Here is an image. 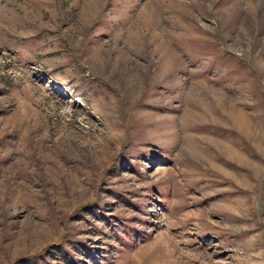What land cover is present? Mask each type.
<instances>
[{
	"label": "rangeland",
	"instance_id": "rangeland-1",
	"mask_svg": "<svg viewBox=\"0 0 264 264\" xmlns=\"http://www.w3.org/2000/svg\"><path fill=\"white\" fill-rule=\"evenodd\" d=\"M0 264H264V0H0Z\"/></svg>",
	"mask_w": 264,
	"mask_h": 264
}]
</instances>
